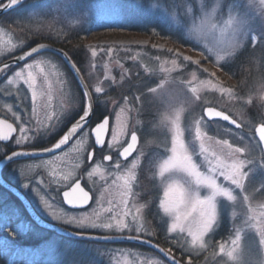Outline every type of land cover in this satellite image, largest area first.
Instances as JSON below:
<instances>
[{
  "label": "rangeland",
  "instance_id": "374dc122",
  "mask_svg": "<svg viewBox=\"0 0 264 264\" xmlns=\"http://www.w3.org/2000/svg\"><path fill=\"white\" fill-rule=\"evenodd\" d=\"M12 22L29 28L25 27L28 34L57 32L62 26L70 32L82 28L85 33L78 45L85 53L79 61L85 65L95 103L111 119L105 154L115 156L111 163L98 157L84 173L86 188L94 197L85 211L68 210L61 193L88 164L93 148L89 127L62 155L8 167L7 176L41 216L77 232L108 237L135 235L153 240L160 233L186 264H264L259 232L264 227L260 218L264 157L255 136L256 126L264 123V0L35 1L0 21V63L29 46L23 34L5 24ZM255 47L256 77L238 91L226 71L241 51ZM222 55L224 59H219ZM37 61L47 62L43 65L47 77L37 75L34 103L23 79L8 81L26 64ZM26 64L3 73L0 83V117L17 126L22 144L38 121L51 123L48 116H53L57 130L81 101L70 80L51 68L52 64L64 67L58 58L40 54ZM65 103L70 109L66 113ZM205 107L228 113L242 129L208 122ZM134 132L142 138L137 156L119 166L117 152ZM109 143H114L112 149ZM0 152H6L1 143ZM145 185L159 194L157 233L148 211L157 198L142 199ZM0 205L14 218L26 220L24 225L44 241L28 253L35 264H152L162 259L136 246L71 241L38 230L6 193H0ZM57 214L60 219L54 218ZM69 216L90 217L114 227L77 228L63 222ZM117 216L128 228L116 230ZM137 227L142 231L135 232ZM194 235L206 241L207 251L197 248L196 255L185 253ZM221 244L227 251L236 249L234 259L221 253Z\"/></svg>",
  "mask_w": 264,
  "mask_h": 264
},
{
  "label": "snow or ice",
  "instance_id": "6c2138e0",
  "mask_svg": "<svg viewBox=\"0 0 264 264\" xmlns=\"http://www.w3.org/2000/svg\"><path fill=\"white\" fill-rule=\"evenodd\" d=\"M21 2H22V0H0V11L11 10L14 7L18 6ZM250 2H252V0H250ZM45 47L46 46L43 44L40 45L39 49L33 47L31 49V51L20 55L18 57V59L23 61L26 59V57H33V56L39 55L40 52ZM92 55L95 56L96 53L93 51ZM219 59H224V56L223 55L220 56ZM218 62H219V60H218ZM46 63H47L46 61H37L36 63L26 64L25 69L16 72L13 80H9L8 83L9 84L14 83L15 79H23L24 83H26L28 85V88L32 90V98H33V102L35 103V100L37 97V91H36L37 75H40L41 77H45V78L47 77L46 68L43 66ZM51 68L55 69L56 65L52 64ZM36 70H38V72H36ZM9 71H10V66L7 63H5L2 67H0V73H7ZM96 91L99 92L100 88H97ZM69 110H70L69 106L65 103V108L63 109V111L66 113ZM33 111H35V109H33ZM93 111H94V109L92 108L91 104H87V103L84 104L80 110V113H82V114H79V118L75 119V122L71 124V127L68 128L67 132L63 135V137L57 143H55L50 148H45V151L48 153H52L53 149H60L62 145H65L66 143H68V141L77 133V131L79 129H83L86 126V124L88 122V118L90 117V115L92 114ZM47 120L52 121L53 116H48ZM106 123L108 125L106 131H101V129L104 127V125ZM0 125L5 126V127H0V141H8L11 134L15 131V129L13 128L12 124L7 123L6 120H0ZM108 127H109V121L102 120L92 130L94 137H95L96 145L103 146L105 144V136H106V133L108 132ZM259 128H260L261 136H264V123H261ZM54 129H55V126L53 124H51V123L45 124L44 122L38 121L35 131L38 134L43 133V134L47 135L50 131H52ZM20 131L24 132L25 129L23 127H21ZM24 139H29V138L24 137ZM112 139H113V141H116L115 136H113ZM15 143L17 146H21L22 140L17 139L15 141ZM112 144H114V143L108 144L109 149H112ZM0 155H3L5 157V159H7L8 161H12L16 157H21V156L27 157V156H29V153L28 152L11 151L10 155H8L5 152H0ZM104 159L108 160V161L112 160L110 155L105 156ZM94 172H95V169L93 170V172L88 173L89 177H91L94 174ZM64 179L67 180L68 177L66 176V177H64ZM24 187L27 188L28 185L25 184ZM262 190H264V189H262ZM63 198H64L65 202L71 207H82L84 205H87L89 203V199H90L89 192L86 191L81 186L80 183H75L74 186H69L68 190L63 191ZM46 206L51 207L50 205H46ZM54 218L60 219L61 217L57 214L54 216ZM260 218L262 220H264V211L260 212ZM97 219H98V216H97ZM115 220H116V224H115L116 230L119 231V230H122L124 228H128V225L119 216L115 217ZM63 222L65 224L74 225L77 228L92 227V228L112 229L114 227V225L112 223H103V222L97 223L96 221L92 220L90 217L69 216V217L64 218ZM261 225H264V224H261ZM129 231L133 232L132 229H129ZM134 231L139 233L142 231V228L137 227ZM259 232H260V243L264 244V227H261L259 229ZM147 234L153 235V233H147ZM137 238H138L137 236H129L128 237V239H130V240H135ZM238 242H239L238 240L233 241L234 244L238 243ZM189 244L191 245L190 247L189 246L184 247V251L187 254L196 255L197 254V251H196L197 248L205 249V251H207L206 241H201L195 235ZM220 249H221V253L223 255H226V256L234 259V254L236 252V249H233L231 251H227V250H225L224 245H222V244L220 245ZM159 252L163 253L164 256H166L169 259H172L174 261V257L171 254L172 253L171 249L165 250L163 248H160ZM211 255L214 256L215 252L213 251L211 253ZM152 264H164V261L162 259H157V260L153 261ZM174 264H175V261H174Z\"/></svg>",
  "mask_w": 264,
  "mask_h": 264
},
{
  "label": "water",
  "instance_id": "95a60500",
  "mask_svg": "<svg viewBox=\"0 0 264 264\" xmlns=\"http://www.w3.org/2000/svg\"><path fill=\"white\" fill-rule=\"evenodd\" d=\"M29 0H22V2L14 7L11 10L8 11H0V18L10 12H12L13 10H15L16 8H18L19 6L23 5L25 2H27ZM45 45L46 47L40 52V54H53L55 56L60 57L66 64L67 67H69L70 71L72 72L82 94L83 97L85 99V104H91L92 108L94 109V111L92 112V114L90 115V117L88 118V122L86 124L85 127L89 126L94 117H95V102H94V98H93V94L91 92V89L89 88L88 84L85 82L80 70L78 69V66L75 64V62L72 60V58L67 54V52L59 47H56L54 45H51L49 43H41L38 45H35L33 47L35 48H40V45ZM32 47V48H33ZM32 48H29L27 51L3 62L2 64H0V67H2L5 63L9 64L10 68L11 67H16L19 65H22L26 62H28L29 60H31L33 57H26L25 60L21 61L18 59V57L26 52L31 51ZM39 54V55H40ZM38 56V55H36ZM3 73H0V77L2 76ZM203 115L206 118L207 121L209 122H214V121H220L223 122L227 125H229L230 127L234 128V129H241L242 125L240 123H238L236 120H234L228 113L221 111L217 108L214 107H206L203 110ZM0 120H6L3 118H0ZM102 120L104 121H109V127H108V132L106 133L105 136V144L103 146L100 145H96L95 143V137L93 132L91 131V135L92 138L94 140V144L96 149H102L104 148V146L106 145L107 139H108V135H109V131H110V118L109 116L104 117ZM101 120V121H102ZM7 123H11L13 128L15 129V131L11 134L10 138L8 141H0L2 144H9L13 137L16 135L17 133V128L16 126L6 120ZM101 121H99L98 123H100ZM97 123V124H98ZM95 124L92 128V130L95 128V126L97 125ZM107 123L104 125V127L101 129V131H106L107 129ZM260 124L257 125V127L255 128V135L256 138L258 139V141L260 142V145L262 147V151H263V155H264V136H261L260 134V128H259ZM0 127H5L3 125H0ZM71 127V126H70ZM69 127V128H70ZM84 127V128H85ZM82 129H79L77 131L76 134H78ZM75 134V135H76ZM74 135V136H75ZM74 136L68 141V143H66L65 145H62L60 149H53L52 153H48L45 150H39V151H22V150H18L17 152H28L29 156L27 157H16L14 158L12 161H8L7 159H5V157L3 159L0 160V186L3 187L5 190L9 191L13 196H15L24 206L25 210L27 211V213L29 214V216L31 217L32 221L37 224L41 229L50 231V232H54L55 234L65 237V238H69V239H74V240H90V241H95V242H100V243H106V244H132V245H137L146 249H149L151 251H154L155 253H157L159 256H161L168 264H184L183 262H181L178 258H176L172 253V256L174 257V261L172 259H169L168 257L164 256L163 253L159 252L160 248H163L162 246L152 242L151 240L148 239H144L141 237H138L135 240H130L128 239L129 236H110V237H106V236H100V235H96V234H87V233H77L71 230H68L62 226L56 225V224H52L50 222L45 221L33 208V206L31 205L30 201L26 198V196L15 186H13L12 184L8 183L5 178L3 177V170L10 165L13 162L16 161H22V160H32V159H39V158H47L50 156H53L55 154L60 153L61 151H63L64 149H66L70 143L72 142ZM139 146V137L136 133H133L130 136L129 142L128 144L121 150L119 156L123 161L129 160L131 159L137 148ZM94 157V151L90 152V162L93 160ZM106 162H110L108 160H105ZM76 183H80L81 186L82 185V181H78ZM74 186V185H72ZM84 188V187H83ZM85 189V188H84ZM86 190V189H85ZM88 191V190H86ZM89 192V191H88ZM89 203L87 205H84L82 207H71L69 206L64 198H63V193H62V200L64 202V205L71 209V210H80V209H85L87 207L90 206L91 202H92V195L89 192ZM164 249V248H163ZM166 250V249H165Z\"/></svg>",
  "mask_w": 264,
  "mask_h": 264
},
{
  "label": "trees",
  "instance_id": "16d2710c",
  "mask_svg": "<svg viewBox=\"0 0 264 264\" xmlns=\"http://www.w3.org/2000/svg\"><path fill=\"white\" fill-rule=\"evenodd\" d=\"M158 1L165 3L168 0L165 1L158 0ZM32 2L35 1H30L29 3L20 7L19 9L1 17L0 21L4 20L5 18L13 14L19 13L24 8H26L28 4ZM37 2L44 3L48 1H37ZM5 24L7 27L12 28L13 31H15L16 33L23 34L21 36L25 37L26 38L25 40L29 41L28 44L29 46L39 43H50L56 47L64 49L70 55V57L73 59L76 65L81 69H83V67L85 66L82 63L83 61L82 62L79 61L80 60L79 56L83 57L85 53V50L78 45L81 44V41H79L78 38L80 37V35H84L85 33L82 28H79V30L74 29L73 31L70 32L66 27L62 26L61 28H58L57 32L54 30H50L49 32L30 31L32 33L28 34L27 29L29 28H27L26 26H24L23 28L21 24H18V22L5 23ZM25 27L27 29H25ZM23 31L27 33H24ZM179 42L180 43L178 44L180 45L183 43V41L181 40ZM257 51L258 48L256 47L251 49V51L249 52L241 51L237 55V57H235L233 61H231V65H229L230 68L227 69L226 71L230 77H233V81L234 83H236V89L238 91H243L245 84H247V82L250 84V78L254 79L256 77V73L254 72L256 67H252V65H254L257 61V58L255 57ZM82 64L84 66H82ZM79 95L82 96L81 92H79ZM105 115L106 114L103 113L102 110H100L99 105L96 104L94 123L101 121ZM147 187L149 191L150 186ZM0 193H6L10 195L13 200H15L18 204H20L10 193H7L2 187H0ZM149 194L151 195V193ZM150 206L151 208L148 211L150 218H152L151 219L152 228L154 232L157 233L158 231L157 226L159 225L157 219L158 215L156 213V210L154 209V205L150 204ZM21 207L23 209L24 215L29 220V221L27 220V222L32 226H34L36 229L40 230V228H38L33 222H31L29 215L24 210L22 205ZM24 222H26V220L21 218H14L12 215H10V212L7 210L5 206L0 205V264H35L31 261L32 259H30L31 257L28 256V253L30 250L32 251L33 249H36L44 241L42 239H37V237L33 235L32 229L29 230V226L24 225ZM153 241L161 245L165 249H170V246L166 243L165 239L160 233H157V237L154 238ZM5 253H7L6 257L4 256ZM172 254L176 258H178L181 262L186 264L185 260L180 258L176 252ZM9 258L11 260H9Z\"/></svg>",
  "mask_w": 264,
  "mask_h": 264
},
{
  "label": "flooded vegetation",
  "instance_id": "af4514ba",
  "mask_svg": "<svg viewBox=\"0 0 264 264\" xmlns=\"http://www.w3.org/2000/svg\"><path fill=\"white\" fill-rule=\"evenodd\" d=\"M56 68H58V70L57 71H60V72H62V74L63 75H65V77L66 78H68V80H70V82H71V84H73L74 86H75V88L77 89V91H78V93L79 92H81L80 91V89H79V87H78V85H77V83H76V80H75V78H74V76H73V74H72V72L69 70V67H56ZM79 69H80V71H81V73H82V75H83V77H84V79H85V81H86V76H85V74H84V70L83 69H81L80 67H79ZM79 97H80V99H81V101H80V106H79V108H78V110L77 111H74V108H71V109H73V112H72V114L71 115H69V117H67L64 121H62L61 122V124H60V126L58 127V128H56L57 130H53V131H50L47 135H45V134H43V133H37L35 130H33L34 132L31 134V135H29V139H27L26 140V142L24 143V144H22L21 146H17V147H15V146H12V145H14V144H16L15 143V141L18 139V131H17V135L13 138V140H12V142L7 146L8 147V151L6 152L7 154L8 153H10L11 151H16V150H45V148H50V147H52L55 143H57L62 137H63V135L67 132V130H68V128L71 126V124L72 123H74L75 122V119H78L79 118V114H82V113H80V110H81V108L83 107V105L85 104V100H84V97L83 96H80L79 95ZM52 122H53V120L51 121V124H52ZM33 124L32 123H30V126H32ZM90 129H91V127H89ZM17 130H18V128H17ZM88 130V127L86 128H83L78 134H76L75 136H74V138H73V140H72V142L70 143V145L68 146V148H66L65 150H63L62 152H60V153H58V154H56V155H54L53 157H56V156H59V155H62L63 153H65L68 149H70L73 145H74V143L77 141V139L79 138V136L82 134V133H86V131ZM139 135V138H140V145H139V147L141 146V141H142V138H141V135H140V133L138 134ZM127 144V143H126ZM125 144V145H126ZM124 145V146H125ZM123 146V147H124ZM106 147V146H105ZM122 147V148H123ZM139 147H138V150H139ZM93 149H95L94 148V144H93V148L89 151V154H88V164L85 166V168H84V170H83V172L79 175V178L77 179V180H75L74 182H73V184H75L76 182H78V181H82V185H83V187L85 188V189H87L86 188V180L84 179V173L86 172H88V170H89V168H90V165L92 164V162L94 161V160H96L98 157L100 158V157H103V161L105 162V163H107L106 161H105V159H104V157L105 156H107V155H110L111 156V158H112V160L110 161V162H108V163H111L112 161H113V159H114V156L115 155H111V154H105V151H106V149L104 148V149H102V150H96L95 149V151H94V157H93V160L90 162V152L91 151H93ZM138 150H137V152L135 153V155H134V157L132 158V160L133 159H135V157L137 156V153H138ZM119 153H120V150L117 152V157H118V159H119V162L117 163L119 166L120 165H125V164H127V163H129L130 161H132V160H129V161H122L120 158H119ZM18 163H23V162H18ZM18 163H15V164H18ZM14 164V165H15ZM9 180H10V178H9ZM10 182H12L11 180H10ZM15 186H17L18 188H20L18 185H16L14 182H12ZM72 184V185H73ZM71 185V186H72ZM148 185H145L144 186V190H145V192H143L144 193V197L142 198V199H144V200H149V198L151 197V196H155L156 195V190H154L153 192L151 191H148V187H147ZM90 193H91V195H92V203H91V206H92V204H93V199H94V197H93V194H92V192L89 190V189H87ZM148 191V192H147ZM23 192V191H22ZM24 193V192H23ZM149 193H151V195L149 194ZM25 194V193H24ZM62 194V193H61ZM26 197H27V195H26ZM28 198V197H27ZM156 198H157V200L152 204V205H154V209L156 210V213H159V194L158 195H156ZM91 206H89L87 209H89ZM150 208H151V206H150ZM149 208V209H150ZM87 209H85V210H87ZM148 209V210H149ZM85 210H79V211H85ZM77 212V211H76ZM66 227V226H65ZM70 229V228H69ZM71 230V229H70ZM154 240V239H153Z\"/></svg>",
  "mask_w": 264,
  "mask_h": 264
}]
</instances>
